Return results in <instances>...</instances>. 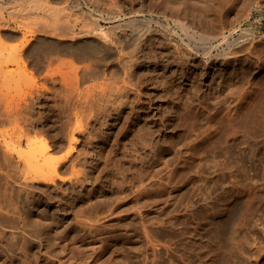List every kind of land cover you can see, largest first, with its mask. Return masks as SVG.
Listing matches in <instances>:
<instances>
[{
  "label": "rangeland",
  "instance_id": "obj_1",
  "mask_svg": "<svg viewBox=\"0 0 264 264\" xmlns=\"http://www.w3.org/2000/svg\"><path fill=\"white\" fill-rule=\"evenodd\" d=\"M7 1L23 11L6 12L23 33L68 22L45 9L57 8L77 32L114 45L103 61L44 52L38 64L63 76L74 71L68 63L89 65L85 83L78 87L73 71L68 81L35 74L44 94L33 125H0V264H264V0ZM19 1L40 7L30 14ZM219 34L241 38L232 57L217 61L223 47L210 59L194 55L203 35ZM3 42L6 51L22 43ZM118 52L131 57L126 83ZM21 81L0 87V96L31 82ZM102 96L112 99L107 112ZM121 101L129 107L113 121ZM73 106L86 112L77 123L87 130L73 131ZM24 129L29 140L21 142ZM73 132L78 142L55 180L27 173L33 151L48 150L53 162L66 157Z\"/></svg>",
  "mask_w": 264,
  "mask_h": 264
},
{
  "label": "bare ground",
  "instance_id": "obj_2",
  "mask_svg": "<svg viewBox=\"0 0 264 264\" xmlns=\"http://www.w3.org/2000/svg\"><path fill=\"white\" fill-rule=\"evenodd\" d=\"M20 2V1H19ZM33 2V3H32ZM30 1V2H25L24 4H22L23 2H20L21 4H22V6L23 5H25L24 6V8L25 9H27V10H30L29 12H30V14H32L33 13V11H34V7H35V9H36V7L38 8V7H40V6H36V4H35V2L34 1ZM16 3V2H15ZM15 3H13V2H11V1H7V0H0V41H1V43H4L3 41H4V39H14V40H16V39H18V40H20V38H21V41H22V43H21V45L19 44V47H16V49H12V50H8V51H6L7 49H6V47H5V44H1L0 45V48H1V46H2V48L0 49V87H3L4 85H6V84H8V83H11V82H14V81H20V80H22V81H24V80H26V82H27V80H28V82L29 81H31V82H29V83H26V86H23L22 84L19 86V87H16L14 90H12V91H10V92H8V93H5V94H3V95H1L0 96V125H5V124H15V125H17V126H20L21 124H27V123H29L30 125L32 124L33 125V122H32V117H33V111H35V108H36V104L38 103V100H41L42 99V96H43V94H44V92H43V94H42V88H40L39 87V85L40 84H38V83H36V84H34V82H37V81H32V79H34V77H35V74H42L43 75V73L45 74V77L44 78H47L48 76H49V78H50V76H51V78H52V76H54L55 75V77L58 75H56V74H54L55 72L57 73V72H59V71H57V70H59V69H57L56 71L55 70H53L52 69V67H51V61L49 60V62L51 63V64H49L48 63V65L49 66H47L46 64V66H47V69H43V67L41 66V64H38L39 62H41V56H42V54L44 53V52H48V51H51V50H58V52L59 51H62V52H71V51H73V52H75L77 55V57L78 58H82L83 59V57H84V59L86 58V56H89V55H93V56H91V57H94L95 55L97 56V58L98 59H100L101 61H103L104 60V58L106 57V55L108 54V53H110L109 52V42L110 43H113L112 41H107V39L105 40V39H103V38H100V36L99 35H97V33H95L93 30H81L80 32H77L76 31V28H75V26H73V24L71 23V17H72V15L71 14H69V13H67L65 10V13L63 14V13H61V9H59V11H56V9L57 8H53V9H51V8H49V7H46L45 9H48L47 11L48 12H51V13H53L52 15L53 16H56V15H58V16H56V17H60V18H62V17H64V18H68V22H66V23H61L60 22V20H58V21H55V22H52V23H48V22H42V23H39V25H37L36 27H34L33 29H29L28 31L26 30V32H22V28H21V26L20 25H17V24H15L16 22L14 21V20H12L11 18H8L7 17V15H6V12H7V10L9 11V13L11 12V13H14V15L15 16H17V18L18 17H20L21 15H23V11L20 13L19 11H18V9H17V6L18 5H16ZM19 4V3H18ZM20 4V5H21ZM35 4V5H34ZM21 6V7H22ZM19 7V6H18ZM17 9V11H16V9ZM65 8V7H64ZM63 8V9H64ZM66 8H68L67 6H66ZM54 9H55V11H54ZM50 10H52V11H50ZM58 10V9H57ZM21 11V10H20ZM64 11H62V12H64ZM68 11H69V8H68ZM70 12V11H69ZM50 13V14H51ZM71 13V12H70ZM19 14V15H18ZM21 14V15H20ZM26 14V13H25ZM22 17V16H21ZM63 19V18H62ZM145 27V26H144ZM148 27V26H147ZM149 28V27H148ZM147 28V29H148ZM162 29V28H161ZM158 30V29H157ZM163 30V29H162ZM21 31V33L22 34H20V33H18V32H20ZM164 31L165 30H163V32H162V34L164 33ZM160 32V31H159ZM158 32V33H159ZM168 33H170V32H168ZM230 33V32H229ZM134 34V33H133ZM136 34H138L139 36H142V35H140L139 33H136ZM194 34V33H193ZM236 34V33H235ZM22 35V36H21ZM138 35H136L137 37H138ZM166 35V34H165ZM164 35V36H165ZM170 35V34H169ZM192 35V34H191ZM191 35H189L188 34V36H190L191 37ZM244 35H246V34H244ZM21 36V37H20ZM202 36V35H201ZM205 35H203V38H202V40L204 41V42H202V40H201V42L203 43L200 47H198L196 50V52H195V56L196 57H202V58H209V57H212V56H214L213 55V52L215 51L216 52V50L218 51L221 47H223L222 49H223V52H218L217 54H216V58H217V61L220 59V58H222V59H224V62H225V60H227L228 58H230V57H232V55H233V52H234V50H233V52H232V49H231V47L233 46H235L234 44H237L238 42H241V38L239 39L240 41H238L237 42V40H235L234 41V39H232V36L231 35H226V34H224V35H220L219 34V36H221V37H218V35H217V38L216 39H212V40H209L210 38L208 37V36H205ZM216 35H214V37H215ZM133 37V36H132ZM135 37V36H134ZM134 37H133V39H134ZM136 37V38H137ZM166 37V36H165ZM171 37V36H170ZM190 37H189V39H190ZM194 37H195V35H194ZM214 37H212V38H214ZM242 38L244 37V36H241ZM140 38V37H139ZM167 38H168V35H167ZM172 38V37H171ZM247 38V37H246ZM133 39H131V42H132V40ZM138 39V38H137ZM170 39V38H169ZM193 39V38H192ZM136 40V39H135ZM233 40V41H232ZM243 40V39H242ZM170 42H171V40H169ZM168 41V42H169ZM174 41V40H173ZM218 41V43H216L215 44V42H217ZM133 42H135V41H133ZM177 42V41H176ZM175 42V43H176ZM184 42V41H183ZM180 43H182V42H180ZM214 43V44H213ZM177 44V43H176ZM114 45V43L112 44V46ZM130 45V44H129ZM173 45V44H172ZM177 45H179V44H177ZM176 45V46H177ZM183 45V44H182ZM200 45V44H199ZM239 45V44H238ZM111 46V47H112ZM174 46H175V44H174ZM175 46V47H176ZM186 46H187V43H186ZM237 46V45H236ZM187 47H189V48H187V49H190L191 47H190V45L188 44V46ZM194 47V46H193ZM197 47V46H196ZM4 48V49H3ZM14 48V47H13ZM181 48V47H180ZM179 48V49H180ZM182 48H185L184 46L182 47ZM181 48V49H182ZM8 49H9V47H8ZM11 49V48H10ZM115 49V48H114ZM124 49H126V48H124ZM124 49H122V50H124ZM177 49V48H176ZM178 49V50H179ZM192 49V48H191ZM234 49V48H233ZM120 50V49H119ZM177 50V51H178ZM180 51V50H179ZM179 51H178V53H179ZM181 51H183V49L181 50ZM185 51H186V49H185ZM190 51V50H189ZM188 51V52H189ZM53 52V51H52ZM57 52V53H58ZM113 53H114V51H112ZM115 52H117L116 50H115ZM125 52V51H124ZM123 52V53H124ZM134 52V51H133ZM193 52V51H192ZM127 54H128V52H126ZM185 53V52H184ZM194 53V52H193ZM61 54V53H60ZM116 54V53H115ZM115 54H113L114 56H115ZM133 54V53H132ZM44 55H45V53H44ZM129 55V54H128ZM134 55H135V53H134ZM177 55V54H176ZM180 55V54H179ZM178 55V56H179ZM182 55V54H181ZM187 55V54H186ZM185 54L183 55V56H186ZM193 55V56H194ZM236 55V54H235ZM117 60L118 61H116L117 63L115 64V68H116V70L117 71H119L121 74L123 73V76L122 77H124L123 78V80H122V78H120L121 79V81H123V82H125L126 83V80H127V75H128V71H127V64H128V62H130L131 61V57L130 56H125V54H122L121 52H118L117 53ZM131 56H133V55H131ZM190 56V55H189ZM136 57V56H135ZM188 57V56H187ZM191 57V56H190ZM175 58V57H174ZM213 58V57H212ZM219 58V59H218ZM53 59V58H52ZM57 59H62V58H59V57H57L56 58V60ZM134 59H136V58H133L132 60L134 61ZM178 59V58H177ZM183 59V58H182ZM185 59H186V57H185ZM210 59V58H209ZM54 60V59H53ZM53 60H52V62H53ZM189 60V59H188ZM204 60V59H203ZM203 60H201L202 62H203ZM133 61H132V64H133ZM181 61H183V60H181ZM205 61V60H204ZM221 61H223V60H221ZM62 62H63V64H66V63H68L67 61H66V63L64 62V60H62V61H59V62H55L56 64H58V65H56V67H58L59 66V68L61 67L60 66V64H62ZM215 62H216V60H215ZM60 63V64H59ZM73 63H75V62H71V63H68V64H70V65H72V68L75 66L76 67V63L75 64H73ZM84 63V62H83ZM160 63V62H159ZM176 63H178V62H176ZM181 63V62H180ZM190 63V62H189ZM188 63V64H189ZM206 63V62H205ZM54 64V63H53ZM62 64V65H63ZM82 64V63H81ZM81 64H80V66H78V67H74V75H76V76H74L73 75V73H72V71L70 72V73H72V74H70L69 73V70H68V73H66L65 74V76L67 77V76H70V75H73L72 77L73 78H77V81H78V87L80 86V85H83L85 82H84V80H85V78H86V74H87V72H88V68L90 67L89 65L88 66H86V64H84V66L82 65L81 66ZM131 64V63H130ZM129 64V65H130ZM181 64H183V62L181 63ZM224 64V63H223ZM44 65V64H43ZM79 65V64H78ZM177 65V64H176ZM179 65V64H178ZM177 65V66H178ZM52 66H55V65H52ZM206 66H208L207 65V63H206ZM46 68V67H45ZM54 68V67H53ZM70 68H71V66H70ZM71 68V69H72ZM90 69V68H89ZM114 69V68H113ZM61 70V69H60ZM75 70H76V72H75ZM54 73H53V72ZM62 71V70H61ZM61 71L59 72V73H61ZM115 71V70H114ZM182 71H184V70H182ZM64 72V71H63ZM61 73L59 76H61V80H62V78H63V80H64V78H65V76H63L64 75V73ZM67 72V71H66ZM90 72V71H89ZM119 73V74H120ZM180 73V72H179ZM54 74V75H53ZM63 74V75H62ZM42 75H39V76H42ZM130 75V74H129ZM184 75V74H183ZM186 75V74H185ZM37 76V75H36ZM44 76V75H43ZM63 76V77H62ZM95 76V75H94ZM114 76V75H113ZM72 77H70L71 78V80H72ZM93 77V76H92ZM76 78L74 79V80H76ZM89 78V77H88ZM36 79V78H35ZM55 79V78H54ZM57 79V78H56ZM60 80V79H59ZM65 80H69L68 79V77H67V79L65 78ZM118 80H119V77H118ZM128 80H130V79H128ZM128 80H127V82H128ZM150 80V79H149ZM152 80V79H151ZM21 81V82H22ZM54 82H55V80H53ZM57 81V80H56ZM120 80H119V82H121ZM151 82V81H150ZM64 82L62 81V83L61 84H63ZM66 83V82H65ZM70 83V82H69ZM67 84V87L69 88V86L73 83L72 81H71V84ZM75 83H76V81H75ZM124 83V84H125ZM140 83H141V81H140ZM29 84V85H28ZM66 84H64L65 85V87H66ZM119 83L117 82V85H118ZM121 84V83H120ZM119 84V85H120ZM131 84V83H130ZM138 84V83H137ZM69 85V86H68ZM74 86H76L75 88H76V92H77V83H76V85L75 84H73ZM128 85V83L126 84V86H124V87H131V85L129 86H127ZM40 86H42V84L40 85ZM72 86V85H71ZM122 86V85H121ZM139 86V85H138ZM46 87V86H45ZM45 87H43L44 89H45ZM63 87V86H62ZM114 87V86H113ZM135 87V86H134ZM134 87H133V89L132 90H135L134 89ZM75 88H73V86L71 87V93H70V95H74L75 94V92L74 91H72V90H75ZM65 89V88H64ZM111 89V88H110ZM109 89V90H110ZM117 89H118V87H117ZM117 89H115V91L117 90ZM125 89L126 88H123V87H121L120 88V86H119V92H124L125 91ZM129 89V88H128ZM131 89V88H130ZM136 89H137V87H136ZM47 90V89H46ZM52 90V89H51ZM66 90V89H65ZM64 90V91H65ZM109 90H108V92H109ZM112 90V89H111ZM45 91V90H44ZM101 91V90H100ZM99 91V92H100ZM106 91V90H105ZM105 91H102V94H103V92L104 93H106ZM114 91V90H113ZM136 91H138V90H136ZM66 92V91H65ZM72 92H74L73 94H72ZM107 92V93H108ZM117 92V91H116ZM132 92V91H131ZM57 93H58V91H57ZM67 93H68V91H67ZM83 93V92H82ZM101 93V92H100ZM114 93V92H113ZM129 93V92H128ZM133 93V92H132ZM140 93V92H139ZM151 93H152V91H151ZM50 94H52V93H50ZM54 94H55V91H54ZM61 94H62V92H61ZM76 94H79V89H78V93H76ZM76 94H75V96H76ZM117 94H118V92H117ZM126 94V93H125ZM129 94H131V93H129ZM57 95V94H56ZM70 95H67V98H68V96H70ZM81 95V94H80ZM98 95V94H97ZM110 95V94H109ZM112 95V94H111ZM142 95V94H141ZM55 96V95H54ZM58 96V95H57ZM60 96V95H59ZM61 96H63V94L61 95ZM65 96V95H64ZM99 96H100V94H99ZM104 97H105V94L103 95ZM102 96V97H103ZM128 96V95H127ZM152 96H153V94H152ZM46 97H49V96H46ZM66 97V96H65ZM103 97V98H104ZM109 97V96H108ZM113 97V96H112ZM111 97V98H112ZM147 97V96H146ZM122 98V97H121ZM138 98V97H137ZM154 98V97H153ZM153 98L152 97H150V98H148L147 100L149 101V103L148 102H145V101H143V102H139V104L141 105V106H143V105H145V104H150V103H152V100H153ZM70 99V98H69ZM79 99V98H78ZM80 99H81V96H80ZM123 99H125V98H123ZM128 99V98H127ZM126 99V100H127ZM139 99V98H138ZM138 99H136V100H138ZM68 100V99H67ZM71 100H72V97H71ZM104 100V103L101 101V103H102V106H103V111L104 112H107L108 110H107V107L108 106H110L109 104H111V102H112V99H109V98H104L103 99ZM135 100V99H134ZM133 100V101H134ZM142 100V99H141ZM65 101V100H64ZM76 101V98H75V100H74V102ZM82 100H80V102H81ZM139 101V100H138ZM68 102V101H67ZM66 102V103H67ZM69 102H70V100H69ZM73 102V103H74ZM83 103V102H82ZM118 103V102H117ZM132 103V102H131ZM136 103V102H135ZM138 103V102H137ZM72 104V103H71ZM76 104V103H75ZM116 104V103H115ZM40 105V104H39ZM65 105V104H64ZM68 105V104H67ZM78 105V104H77ZM83 105V104H82ZM82 105H81V107H82ZM84 105H85V103H84ZM94 104H92V106H93ZM96 105V104H95ZM66 106V105H65ZM72 106V105H71ZM71 106H70V108H71ZM74 106H76V105H74ZM73 106V107H74ZM91 106V105H90ZM101 106V105H100ZM116 106V105H115ZM114 106V107H115ZM136 106H138V104H136L135 106H134V104H133V107H132V109H133V111H134V109H135V107ZM146 106V105H145ZM66 107H68V106H66ZM72 107V109H74ZM93 107H95V106H93ZM92 107V108H93ZM99 107V106H98ZM98 107H96V108H98ZM129 107V104H128V102H126V101H121L120 102V104L118 105V106H116L115 107V110H116V112H117V116L116 117H112L111 118V120H113V121H115L116 119H118L119 117H122L123 116V113L126 111V109ZM65 108V107H64ZM69 108V109H70ZM79 108V107H78ZM137 108V107H136ZM142 108V107H141ZM71 109V110H72ZM76 110H74L75 112H71L73 115H74V121H75V119L76 120H78V121H75L74 123H75V126H76V124H77V126H76V128H75V130H73L74 132L76 131V130H78V132L79 131H81V130H87L86 128H87V126L85 127L84 125H86L85 123H81V125H79L78 126V123L77 122H84V119H83V115H84V118H85V120H86V117H85V114H86V112H82V111H80L79 109H77V107L75 108ZM101 109H99V110H101ZM130 109V108H129ZM82 110V109H81ZM138 110V109H137ZM66 111H67V109H66ZM70 111V110H69ZM91 111H93V110H91ZM103 112V113H104ZM138 112V111H137ZM68 114H69V112H67ZM93 113V112H92ZM112 113H113V111H112ZM115 113V112H114ZM71 115V114H70ZM89 115V114H88ZM91 115V114H90ZM68 116V115H67ZM87 116V115H86ZM92 116V115H91ZM94 116V115H93ZM109 116H111V113L109 114ZM113 116V115H112ZM90 117V116H89ZM89 117H87L88 119L87 120H89ZM69 118V117H68ZM71 118V117H70ZM73 119V118H72ZM108 120V119H107ZM69 121V120H68ZM68 121H67V123H68ZM72 121V120H71ZM72 123V122H71ZM70 124V123H69ZM70 125H72V124H70ZM74 125V124H73ZM105 125V124H104ZM106 125L107 126H109V127H111V126H113L114 125V123H109V124H107L106 123ZM104 127V126H103ZM115 127V126H114ZM73 128H74V126H73ZM71 129V128H70ZM106 129V128H105ZM72 133V135H70V140H69V147L71 148L70 149V151H69V154L66 156V157H64V158H62L61 160H59L58 162H53L51 159H50V157L47 155V153H48V150H47V152H45V151H41V152H38V151H33L32 152V154H31V156L27 159V170L29 171H27V173H29V174H31L34 178H37V179H40V180H44V181H53V180H55V178L57 177V175H58V169L62 166V164L68 159V157H69V155H71V153L75 150V143L76 142H78V138H76V136H75V133ZM26 140H29V136H28V133L26 132V130L24 129V130H22L21 131V135H20V141L21 142H24V141H26ZM90 141H91V139H90ZM96 141H98V140H96ZM233 147H234V145H233ZM232 147V148H233ZM99 148V147H98ZM35 149V148H34ZM37 149V148H36ZM212 154V153H211ZM215 154H212L211 156H214ZM93 161V160H92ZM75 165V164H74ZM74 167V169H77V168H75V166H73ZM73 169V168H72ZM76 171H78V170H76ZM75 171V172H76ZM82 170H80V172H81ZM79 172V171H78ZM79 172V173H80ZM83 172H81L80 174H82ZM77 174V173H76ZM75 174V175H76ZM30 175V176H31ZM79 175V174H78ZM74 176V175H73ZM77 177V176H76ZM76 177H73L74 179L76 178ZM90 179V178H89ZM77 180H79V178H77Z\"/></svg>",
  "mask_w": 264,
  "mask_h": 264
}]
</instances>
